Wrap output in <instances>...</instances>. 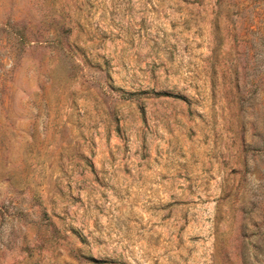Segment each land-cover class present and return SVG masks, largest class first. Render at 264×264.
<instances>
[{"label":"rangeland","instance_id":"374dc122","mask_svg":"<svg viewBox=\"0 0 264 264\" xmlns=\"http://www.w3.org/2000/svg\"><path fill=\"white\" fill-rule=\"evenodd\" d=\"M0 264H264V0H0Z\"/></svg>","mask_w":264,"mask_h":264}]
</instances>
